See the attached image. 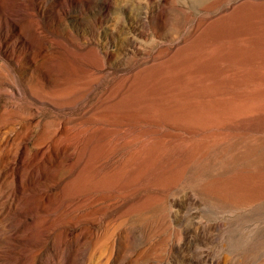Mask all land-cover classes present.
Returning <instances> with one entry per match:
<instances>
[{"label":"rangeland","instance_id":"rangeland-1","mask_svg":"<svg viewBox=\"0 0 264 264\" xmlns=\"http://www.w3.org/2000/svg\"><path fill=\"white\" fill-rule=\"evenodd\" d=\"M0 264H264V0H0Z\"/></svg>","mask_w":264,"mask_h":264}]
</instances>
